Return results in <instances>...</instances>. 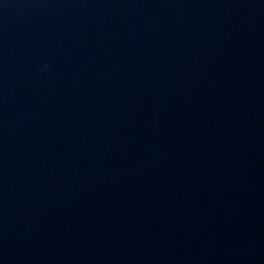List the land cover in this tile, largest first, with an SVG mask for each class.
<instances>
[{
    "label": "water",
    "instance_id": "water-1",
    "mask_svg": "<svg viewBox=\"0 0 264 264\" xmlns=\"http://www.w3.org/2000/svg\"><path fill=\"white\" fill-rule=\"evenodd\" d=\"M0 264H264V0H0Z\"/></svg>",
    "mask_w": 264,
    "mask_h": 264
}]
</instances>
